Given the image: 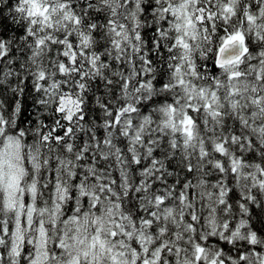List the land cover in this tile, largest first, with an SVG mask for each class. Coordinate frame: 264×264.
I'll return each mask as SVG.
<instances>
[{
  "label": "snow or ice",
  "instance_id": "6c2138e0",
  "mask_svg": "<svg viewBox=\"0 0 264 264\" xmlns=\"http://www.w3.org/2000/svg\"><path fill=\"white\" fill-rule=\"evenodd\" d=\"M0 264H264V0H0Z\"/></svg>",
  "mask_w": 264,
  "mask_h": 264
}]
</instances>
